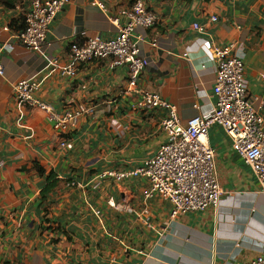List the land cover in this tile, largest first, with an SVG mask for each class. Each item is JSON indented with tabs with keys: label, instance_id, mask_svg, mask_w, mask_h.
Segmentation results:
<instances>
[{
	"label": "crops",
	"instance_id": "1",
	"mask_svg": "<svg viewBox=\"0 0 264 264\" xmlns=\"http://www.w3.org/2000/svg\"><path fill=\"white\" fill-rule=\"evenodd\" d=\"M133 1L69 0L42 51L15 37L30 0L14 9L0 5V264H236L264 255V195L217 125L209 141L224 193L215 208L171 219L167 201L143 199L141 177L94 184L96 174L132 169L155 153L166 139L160 123L167 110L136 109L127 67H111L109 59L82 63L73 77L61 76L50 62L69 64L73 40L115 35L114 19L124 23L121 11ZM143 1L156 22L136 31L148 59L138 87L158 93L182 123L208 113L214 105L212 47L233 41L247 95L264 114V0ZM26 78L40 83L36 96L54 113L77 105L91 110L62 135L47 112L16 100L13 87ZM51 171L59 184L43 199Z\"/></svg>",
	"mask_w": 264,
	"mask_h": 264
},
{
	"label": "built area",
	"instance_id": "2",
	"mask_svg": "<svg viewBox=\"0 0 264 264\" xmlns=\"http://www.w3.org/2000/svg\"><path fill=\"white\" fill-rule=\"evenodd\" d=\"M68 1L30 0L24 13V27L16 33V39L27 48L42 51L51 23ZM121 14L126 20L120 24L118 18L114 19L117 26L115 35L106 38L88 34L82 41L73 40L69 45V64L58 65L57 59H52L50 64L61 76L71 77L76 75L80 64L97 59H109L111 67L126 66L128 84L138 95L134 107L143 111L156 108L167 110L160 123L166 139L154 154L136 167L102 171L96 174L94 184L99 185L106 177L116 181L141 177L147 183L143 199L147 201L157 196L167 201L170 204L171 219L215 208L224 193L218 181L215 151L209 141V129L217 125L229 138L233 151L250 169L258 192L264 195V114L247 95L244 62L234 52L236 44L232 41L212 47L215 64L213 108L208 113L196 114L182 123L175 108L158 93L137 85L140 73L148 65V59L140 53L143 35L136 31L151 28L156 22L155 14L146 7L143 0H134ZM210 20L216 21L217 17L211 16ZM193 27L203 30L198 23H193ZM3 75L4 67L0 61V77ZM39 88L40 83L33 78L21 79L13 87L19 104L47 112L54 128L62 135L91 110L77 105L61 113H54L51 105L36 96ZM61 145L71 147L72 143L62 139ZM99 213L95 211V214ZM236 264H264V255L244 259Z\"/></svg>",
	"mask_w": 264,
	"mask_h": 264
},
{
	"label": "trees",
	"instance_id": "3",
	"mask_svg": "<svg viewBox=\"0 0 264 264\" xmlns=\"http://www.w3.org/2000/svg\"><path fill=\"white\" fill-rule=\"evenodd\" d=\"M21 1L22 0H0V5H2L6 9H14ZM21 20L22 28L24 27V18ZM35 167L39 173L44 174V169L38 163H35ZM58 184L59 179L57 178L56 174L53 171L49 172L46 175V184L40 192L41 197L44 199L46 195L54 191Z\"/></svg>",
	"mask_w": 264,
	"mask_h": 264
}]
</instances>
